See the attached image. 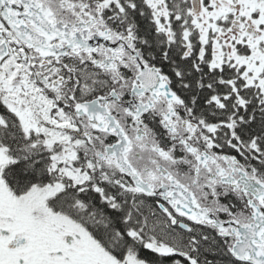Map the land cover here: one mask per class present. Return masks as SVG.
Here are the masks:
<instances>
[{
    "label": "snow or ice",
    "instance_id": "6c2138e0",
    "mask_svg": "<svg viewBox=\"0 0 264 264\" xmlns=\"http://www.w3.org/2000/svg\"><path fill=\"white\" fill-rule=\"evenodd\" d=\"M0 264H264V0H0Z\"/></svg>",
    "mask_w": 264,
    "mask_h": 264
}]
</instances>
